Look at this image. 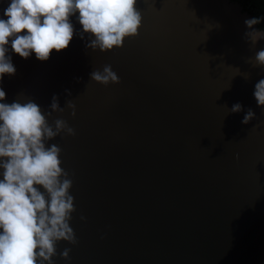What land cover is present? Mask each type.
Returning <instances> with one entry per match:
<instances>
[{
	"label": "water",
	"instance_id": "water-1",
	"mask_svg": "<svg viewBox=\"0 0 264 264\" xmlns=\"http://www.w3.org/2000/svg\"><path fill=\"white\" fill-rule=\"evenodd\" d=\"M10 3L0 0V19ZM136 7L139 34L108 52L87 47L95 37L81 39L78 12L69 47L47 61L7 45L16 72L0 81V103L34 102L50 126L75 130L46 141L73 182L77 240L58 241L52 264H264V107L254 97L264 39L248 40L251 17L232 0ZM106 65L120 83L91 79ZM53 96L64 111H52ZM249 109L256 117L243 124Z\"/></svg>",
	"mask_w": 264,
	"mask_h": 264
},
{
	"label": "clouds",
	"instance_id": "clouds-1",
	"mask_svg": "<svg viewBox=\"0 0 264 264\" xmlns=\"http://www.w3.org/2000/svg\"><path fill=\"white\" fill-rule=\"evenodd\" d=\"M136 4L137 0H11L4 11L8 19H0V81L5 74L16 72L6 55L10 38L11 49L22 58L28 59L34 52L38 60L47 61L53 50L69 47L75 31L70 17L78 12L81 39L84 33L95 37L87 47L108 52L122 47L126 37L139 34L142 15ZM260 22L257 17L245 20L250 29L245 35L252 44L264 39V30L254 27ZM25 30L27 34L21 35ZM255 61L256 66H264V49L256 52ZM90 77L105 86L120 83L110 65L104 66L103 72L93 71ZM254 97L264 107V79L256 83ZM5 98L6 92L0 88V101ZM67 103L75 109L71 101ZM50 107L64 111L56 96ZM242 110L237 103L230 111ZM255 117L249 109L242 123ZM0 122V158H6L0 163L4 169L0 180V264H52L58 241L76 244L77 240L69 224L75 211L69 191L73 182L61 167V149L55 144L46 147V141L62 131L75 135V130L62 119L55 120L53 128L31 101L0 103ZM70 251L65 249L62 256L68 259Z\"/></svg>",
	"mask_w": 264,
	"mask_h": 264
},
{
	"label": "trees",
	"instance_id": "trees-1",
	"mask_svg": "<svg viewBox=\"0 0 264 264\" xmlns=\"http://www.w3.org/2000/svg\"><path fill=\"white\" fill-rule=\"evenodd\" d=\"M237 2L244 12L250 15L251 18H261V22L257 24L260 30H264V2L261 0H232Z\"/></svg>",
	"mask_w": 264,
	"mask_h": 264
},
{
	"label": "rangeland",
	"instance_id": "rangeland-1",
	"mask_svg": "<svg viewBox=\"0 0 264 264\" xmlns=\"http://www.w3.org/2000/svg\"><path fill=\"white\" fill-rule=\"evenodd\" d=\"M261 2H264V0H261Z\"/></svg>",
	"mask_w": 264,
	"mask_h": 264
}]
</instances>
